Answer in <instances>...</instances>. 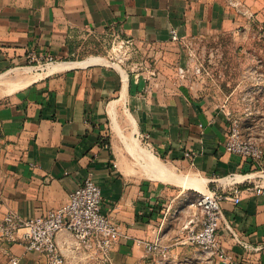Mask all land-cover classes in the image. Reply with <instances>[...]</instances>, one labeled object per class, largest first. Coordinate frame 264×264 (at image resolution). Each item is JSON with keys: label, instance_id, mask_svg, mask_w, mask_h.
Here are the masks:
<instances>
[{"label": "crops", "instance_id": "0c3cea01", "mask_svg": "<svg viewBox=\"0 0 264 264\" xmlns=\"http://www.w3.org/2000/svg\"><path fill=\"white\" fill-rule=\"evenodd\" d=\"M252 28L264 30V0H0V79L41 70L8 80L0 95V217L10 210L45 214L91 175L101 186L103 211L122 234L113 264H139L146 244L158 237L183 243L188 229L200 224L201 212L186 205L196 190L254 172L249 160L225 149L228 122L218 101L190 96L185 82H174L170 61L185 64L186 56L170 49L222 33L243 38ZM111 31L156 59V68H126L95 54L75 57L81 36ZM36 60L52 61L36 68ZM53 63L62 66L48 72ZM22 80L29 82L10 90ZM140 137L172 176L153 173ZM189 176L202 186L185 184ZM260 182L242 183L238 203L222 202L218 233L234 261L220 264H264ZM74 241L68 231L58 234L75 264ZM12 256L18 264H48L20 241L0 240V264Z\"/></svg>", "mask_w": 264, "mask_h": 264}, {"label": "rangeland", "instance_id": "374dc122", "mask_svg": "<svg viewBox=\"0 0 264 264\" xmlns=\"http://www.w3.org/2000/svg\"><path fill=\"white\" fill-rule=\"evenodd\" d=\"M76 49L75 57L94 54L107 56L111 63H117L118 66L120 63L123 67L135 70L157 66L156 59L148 56L142 48L128 43L115 31L81 36ZM170 50L176 54L184 50L186 56L185 64H181L178 59L170 61V67L176 68L174 82H185L190 96L205 94L217 100L223 113L230 111L238 118L245 137L264 149V30L252 28L243 38L222 33L190 39L184 44L173 43ZM46 61L52 60H36L34 67L46 66ZM181 66L187 72L184 78L179 75ZM38 71L41 70L33 68L29 73L13 72L0 79V95L8 90L5 85L8 80ZM130 131L133 132V129ZM144 140L140 137L139 147L150 149ZM246 159L252 164L253 174L243 175L241 179L231 177L242 174H232L221 181L230 183L235 180L239 181V185L248 180L264 181V156L258 160ZM171 168L174 170L172 165ZM189 204L188 200L186 205ZM184 241L185 237L181 238L183 243H164L161 240L164 250L149 251L139 264H220L221 260L213 258L199 246ZM74 257L79 258L75 264H92L90 256L80 250L75 252Z\"/></svg>", "mask_w": 264, "mask_h": 264}, {"label": "built area", "instance_id": "2783aa9c", "mask_svg": "<svg viewBox=\"0 0 264 264\" xmlns=\"http://www.w3.org/2000/svg\"><path fill=\"white\" fill-rule=\"evenodd\" d=\"M171 31L172 38L178 39L177 30L173 28ZM186 74L185 67L181 66L179 75L184 78ZM225 117L228 122L225 149L250 160L263 157L264 149L245 137L238 118L230 111L225 112ZM191 154L186 152L187 156ZM237 183L239 181L233 180L221 183L220 187L196 190L190 203L201 212L200 224L189 228L185 235L187 242L226 263L233 262L234 258L222 245L218 231L223 219L222 202L232 199L238 203L241 199L242 188ZM255 188L258 193H264V181ZM62 231L74 236L75 248L90 256L92 264H113L112 248L122 234L119 225L103 211L101 186L91 175L70 192L64 204L45 214L26 217L10 210L0 217V240L20 241L25 249L44 256L48 264H71L58 242V234ZM232 233L234 238L248 246L238 232L232 230ZM164 247L160 237L146 244L150 252L164 250ZM18 261L17 256L10 258V264H18Z\"/></svg>", "mask_w": 264, "mask_h": 264}, {"label": "bare ground", "instance_id": "6f19581e", "mask_svg": "<svg viewBox=\"0 0 264 264\" xmlns=\"http://www.w3.org/2000/svg\"><path fill=\"white\" fill-rule=\"evenodd\" d=\"M62 65H60L59 63L58 64H50L49 67H48V72L60 67ZM24 69V68H23ZM27 70H29V68H27ZM46 70V69H45ZM5 75V74H4ZM20 75V74H19ZM33 75V73L31 74ZM24 76V75H23ZM22 77V76H21ZM31 79V78H30ZM29 82V80L27 81H24L22 80L21 82H16L12 87H10V90L12 91L13 89H15L16 87H19L21 85H23L24 83H27ZM29 84V83H28ZM25 86V85H24ZM146 155L148 157L147 159V163L149 164L150 167H152L153 169V173H155L156 175H159V174H162V173H171V176L173 175V172L171 170L168 169V167L166 165H164L162 162L158 161L156 159V157L153 156L152 152H150L149 150H147L146 152ZM187 175V174H186ZM160 176V175H159ZM239 176V175H238ZM180 177V176H179ZM182 178V177H181ZM184 180L186 181L185 184H193L194 182H197L195 185L201 187L202 186V183L200 184L199 180L202 181V179L200 178H191L190 176L189 177H183ZM239 179V177H237ZM241 179V178H240ZM204 180V179H203Z\"/></svg>", "mask_w": 264, "mask_h": 264}]
</instances>
